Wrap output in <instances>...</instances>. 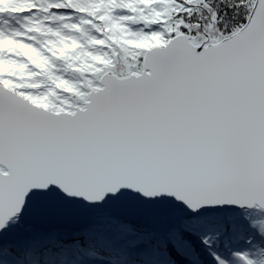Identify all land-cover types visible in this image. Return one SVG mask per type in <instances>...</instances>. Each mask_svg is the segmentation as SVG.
<instances>
[{
    "label": "snow or ice",
    "instance_id": "1",
    "mask_svg": "<svg viewBox=\"0 0 264 264\" xmlns=\"http://www.w3.org/2000/svg\"><path fill=\"white\" fill-rule=\"evenodd\" d=\"M0 264H264V0H0Z\"/></svg>",
    "mask_w": 264,
    "mask_h": 264
}]
</instances>
